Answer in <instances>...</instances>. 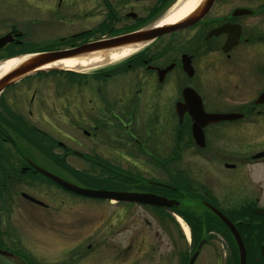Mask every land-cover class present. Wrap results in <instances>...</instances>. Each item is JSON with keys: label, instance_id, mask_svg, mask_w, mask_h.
I'll return each mask as SVG.
<instances>
[{"label": "flooded vegetation", "instance_id": "flooded-vegetation-1", "mask_svg": "<svg viewBox=\"0 0 264 264\" xmlns=\"http://www.w3.org/2000/svg\"><path fill=\"white\" fill-rule=\"evenodd\" d=\"M119 1L120 9H122L131 6L138 0H118L117 2L119 3ZM20 2L21 0H10L9 3L13 6V10L18 11L21 7ZM29 2V7L34 10L46 11V13L52 14L49 18L56 19L58 23H64L65 20H69L66 12L70 9H78V7L81 9L85 0H29ZM86 2L91 3V11H99L100 3L103 2L105 5L106 0H86ZM109 3L113 12L115 5L112 0L108 1ZM230 4L233 6L227 8ZM1 7H5L3 0H0ZM81 10L79 11L84 13L83 8ZM239 10L246 11V13L236 14V11ZM118 11L114 14H117ZM133 15L134 17H132ZM81 16L82 14L78 15V18L81 19ZM125 17L137 19L133 13H128ZM40 21L31 22L33 26L37 27L42 26V21L39 24ZM111 31L96 37L85 36V32L80 31L71 36L70 40H73L80 34L75 42L61 43L60 47L47 48L44 52L68 50L86 42L123 35L111 36ZM6 35H10L11 40L0 48V60L22 54L21 51L15 49L22 46L23 36L17 31L15 25H12L8 32L0 38ZM163 39V43H160L150 54L147 45L141 50V53L130 57L124 63L96 74L100 78L97 79L98 82L123 76L125 85L119 86V92L114 91L113 96L119 94L120 103L125 106L122 107L123 109L121 108L120 112L122 122L124 120L125 123H128L125 124L124 132L117 128H99L96 125L92 127L94 134L81 131L87 138L100 137L98 140L102 143L113 142L115 144L118 139L120 142H130L132 139L137 141L136 137L143 139L145 136L136 132L138 124H135L137 119H134L138 116V108H143L144 113L141 118L144 132L148 136L154 134L160 141L169 135L173 142L171 149L161 151L160 155L162 164L159 169L167 176L168 181L150 183L156 191L128 192L153 194L174 201L176 205L170 208H156L124 203L126 209H148L155 213L159 228L170 240L169 245L164 248L162 245L151 246L152 252L147 254V251L143 252L146 246H134L132 239H129L124 247H120L121 251L112 254V264H154L155 258H160L159 261L162 264L169 262L170 264H189L194 258L192 264H195L203 249L207 247L209 236L215 233L214 229L204 230L206 233L204 231L201 233L199 221L202 222V220L195 216L198 214L197 207L199 206L218 224L222 223L208 209V206L219 211L233 224L243 244L245 264H248L251 257L254 264H264V216L254 214L256 207L251 210V213L257 218L251 215H249L250 217L246 216L244 209H241L240 213L229 216L224 214L215 203H211L212 199L208 193H205L203 197L194 193H192V197H182L178 184L180 179L175 176L179 172L177 163L184 152L180 147L181 141H185L187 147H195L194 154H206L207 159L218 156L225 157L223 169L228 171L224 173L225 176L229 172H236L235 181L239 186L242 183L240 186V188L242 187L240 192L242 199L240 201H245L246 198L244 181H247L250 187L252 186L250 177L240 174V169L264 165V157L256 158L258 154L264 153V102L256 103L264 92V0H215L210 10L200 21L184 30L161 36L151 45ZM56 73L70 77L67 72ZM102 86L97 88L96 94L99 93ZM188 90L190 91L188 92ZM5 91L0 94V264H42L32 260L31 256L22 251L20 247L8 243L7 240H10L11 236L4 239L2 231L11 230L14 233L17 229V233L20 234L19 208L16 209V207L21 198L28 204L46 211L49 210L48 206L51 204L39 201L41 205H37L22 197L23 194L27 195L20 191L21 184L24 183L22 175L41 176L38 169L48 172L45 170L46 167L39 165L40 160L44 161L46 166L61 170L68 152L64 151L63 157L56 160L55 153H53V137L49 133L30 127L29 123L27 125L24 118L21 117L20 108L11 107L10 104L13 103L4 101L3 93ZM54 91L56 89H53ZM193 93L198 96L204 113L228 116L225 120L208 124L202 128L204 137V147L202 148L195 144L192 136L194 122L190 116V113H193L190 109L193 104L195 105ZM120 95H124V98H120ZM218 95L222 97V101L217 100L216 96ZM244 98L246 100L243 101ZM34 99L35 95L29 101L33 103ZM67 99H69L68 96H63L64 105L63 103L60 105L66 107ZM76 100L79 113L81 102L78 94ZM186 101L189 102L186 103ZM117 102H105L104 111L98 116L100 120L96 117L95 119L103 122L105 120L103 118L106 116L113 117L115 114L112 104H117ZM45 106L52 109L51 103H45ZM64 110L67 114V108ZM133 111L135 112L133 113ZM31 115L32 112H28V116ZM131 123L134 126L133 130L128 127L129 124L132 126ZM31 129L33 132L28 133L31 132ZM57 145L64 149L59 141ZM188 152L189 150H187ZM74 154L79 159H84L81 153ZM252 188L255 187L252 186ZM259 192L261 197L263 192L260 189ZM260 197H252L254 203L259 202ZM114 204L121 206L123 203ZM255 219L256 222H260L256 223L260 225L258 230L246 229L249 226V221H255ZM42 220L45 221V219ZM256 224L254 227L258 226ZM184 226L190 237L188 245ZM223 227L225 237L230 241L229 244L223 246V250L229 256L232 255L234 259L236 258V264H239L238 248L229 230L224 225ZM194 231L197 232L194 233ZM158 233L160 232L158 231ZM158 236L157 234L156 238ZM146 237L148 235L144 236V238ZM260 238L263 242H260ZM182 240L187 246H181ZM143 242L146 241L143 239ZM134 248L139 253H136ZM89 249L90 246H87V250ZM162 249H167V255L166 252L160 253ZM70 252L73 253V256H77V264H83L80 263V260L84 259V253L81 250L74 249ZM63 253H68V249L61 252V254ZM60 264L66 263L62 260Z\"/></svg>", "mask_w": 264, "mask_h": 264}, {"label": "rangeland", "instance_id": "rangeland-1", "mask_svg": "<svg viewBox=\"0 0 264 264\" xmlns=\"http://www.w3.org/2000/svg\"><path fill=\"white\" fill-rule=\"evenodd\" d=\"M3 1L5 7L0 8L2 11L0 13V36L8 32L12 25H15L17 31L23 35L22 46L15 49L24 52L57 48L61 43L75 42L80 34L73 40H70L71 36L80 31H84L85 36L96 37L109 30H112L111 36H113L150 27L156 24L179 0H175L169 9L166 7L167 9L162 10V13L160 12L162 5H158L155 11L156 15L151 18H147V16L157 0H138L131 6L122 9H120V1L118 3V0H112L115 5L113 12L111 4H108L110 0H106L105 5L101 2L99 11H91V3H87L85 0L81 5L84 13L79 11L81 10L79 7L70 9L66 12L69 20H65L64 23H58L56 19L49 18L52 14L46 13V11L34 10L29 7V0H21V7L18 11L12 9L10 0ZM232 6L230 4L227 8ZM78 11L79 13H76ZM116 11L118 13L114 14ZM128 13L135 14L137 19L126 18L125 15ZM81 14V19H79L78 15ZM38 20L42 21V26H33L31 21ZM163 41L164 39L158 40L152 45L149 44V48H147L149 54ZM130 57L90 72L74 71L69 73V78L61 73L37 74L22 81L14 88H8L3 93L4 101L13 103L10 104L11 107L20 108L21 117L24 118L27 125L30 124V127L49 133L53 137V153H55L56 160L63 157L64 151L68 152L61 170L58 168L55 170L46 166L44 161H39V165L46 167L45 170L50 174L72 185L92 190H107L105 188L115 186L128 191L151 192L156 190L150 183L168 181L167 176L159 169L162 164L160 155L161 151L171 149L173 142L169 135L164 138L163 142L157 139L154 134L148 136L144 132L141 118L144 113L143 108H138V116L134 117L137 119L135 124H138L136 132L145 136L143 139L136 137L137 141L132 139L130 142H120L118 139L115 144L113 142L102 143L98 140L100 137L91 139L81 133V131H86L94 134L92 127L95 125L107 129L113 127L124 132L125 124L128 123H125L124 120L122 122L120 112L121 108L125 106L121 105L119 94L113 96L114 91L119 92V86L125 85L123 76L100 81L102 82L100 83L96 74L112 66L120 65ZM101 85H103L102 88L96 94L97 88ZM53 89L56 91L53 92ZM77 94L80 96L81 102L79 113L77 112V108L79 109L76 100ZM33 95H35V99L31 103L29 100ZM63 96L69 98L66 107L60 105V103L64 105ZM120 98H124V95H120ZM216 98L218 101H222L221 96L218 95ZM244 100L246 99L244 98ZM105 102H117V104H112L116 116H106L103 118L105 119L103 122L98 121L95 117L98 118L100 113H103ZM45 103H51L52 109L46 107ZM64 108H67V114ZM28 112H32L30 117ZM80 118L82 119L80 120ZM130 126L129 124V129L133 130V124ZM96 132L98 133V131ZM58 141L64 146V149L58 147ZM180 147L184 152L177 163L179 172L175 176L180 179L178 184L182 197H192V193L203 197L205 193H208L212 199L211 203H215L224 214L229 216L240 213L241 209H244L245 215L249 216L254 207L264 208V181H262L264 165L240 169V174L249 176L252 186L255 187H250L247 181H244L246 198L245 201H240L242 199V195H240L242 183L239 186L235 181L236 172H229L225 176L224 173L228 172L223 169L225 157L218 156L207 159L206 154H194L193 151L196 148L187 147L185 141H181ZM187 150H189L188 153ZM74 153H81L84 159H79ZM130 180L136 183H130ZM22 182H24L20 188L22 193L51 205L46 211L28 204L21 198L16 207V209L19 208L21 232L17 233V229L14 233L11 230H3L2 236L4 239L11 236L7 242L20 247L34 261L42 264H60L63 260L66 264H77V256H73L70 251L78 249L84 253V259H81L80 263L112 264V254L121 251L120 247H124L129 239H132L134 246H146L143 252L147 251V254H151V246L162 245L164 248L169 245L170 240L162 233L156 214L151 210L126 209L124 204L120 206L108 201L83 199L63 191L38 175H30V177L22 175ZM259 189L263 192L262 198L259 196ZM252 197H260V201L254 203ZM197 208L198 214L196 213L195 216L202 220V222L199 221L201 233L210 229H214L215 233L209 236L207 247L203 249L195 264H236V258L234 259L232 255L229 256L223 250V246L230 243L225 237L223 226L205 214L201 206ZM254 223L260 222L255 221ZM254 225L253 229L258 230L260 225L256 224L257 227ZM185 232L188 245L190 237L187 229ZM196 232L194 231V233ZM157 234L158 238H156ZM146 235L148 237L144 238ZM143 239L146 241L145 243ZM184 245L186 244L182 240L181 246ZM87 246H90L89 250H87ZM65 249H68V253L61 254ZM134 251L139 253L135 248ZM165 252L167 255V249L160 250V253ZM155 255L157 256V254ZM159 259L155 258L153 263L162 264ZM166 264H170V262ZM248 264H254L252 257L248 260Z\"/></svg>", "mask_w": 264, "mask_h": 264}, {"label": "water", "instance_id": "water-1", "mask_svg": "<svg viewBox=\"0 0 264 264\" xmlns=\"http://www.w3.org/2000/svg\"><path fill=\"white\" fill-rule=\"evenodd\" d=\"M214 1L215 0H201V2L196 7V9H194V11H192L181 21L172 25L158 26V24H154L150 27L142 28L131 33H127L110 39H100L97 41L88 42L81 46L68 50L30 53L12 58L3 59L1 61H7L15 58H24L23 61L19 63V65H17L9 73H7L6 75L0 78V94L5 89L12 87L18 84L19 82H21L22 80L39 73L72 71V70H64L57 67H48L59 61L71 60V59H83V58H88L89 56H93L95 54L107 55L108 53H112V51H116L128 47L140 50L146 47L147 45L151 44L161 36L184 30L192 26L196 22L200 21L210 10ZM244 13H246V11H242V10L236 11V14H244ZM132 17H134V15ZM10 40H11L10 35H6L0 38V48L3 47L5 44H7ZM189 91L190 90H188V92ZM192 95L194 96L193 100L195 102V105L193 104V106L190 109L193 112L190 113V116L194 122L192 125V136L195 144L198 147L202 148L204 147V137L202 134V128L208 124H213L225 120L227 119L228 116L210 115L204 113L198 96L195 95L194 93ZM188 102L189 101H186V103ZM263 102H264V92L259 96L256 103L259 104ZM261 157H264V153L258 154L256 156V158H261ZM37 171L43 176H45L47 179L51 180L53 183L58 185L60 188L65 190L66 192L84 198L109 200L114 202L137 203V204L148 205L159 208L162 207L170 208L176 205V202L174 201H170L165 198L149 193L117 192V191L84 189L72 185L46 171L40 169H38ZM22 197L34 204L41 205L40 202L36 201L35 199L25 194H23ZM208 209H210V211L218 218V220L229 230L238 248L239 264H245V252H244L243 244L233 224L216 209L209 206ZM254 214L258 216H264V208L255 209ZM263 252H264V248H263ZM193 259L194 258H192L189 264H192Z\"/></svg>", "mask_w": 264, "mask_h": 264}, {"label": "bare ground", "instance_id": "bare-ground-1", "mask_svg": "<svg viewBox=\"0 0 264 264\" xmlns=\"http://www.w3.org/2000/svg\"><path fill=\"white\" fill-rule=\"evenodd\" d=\"M200 2L201 0H179L169 11L164 14V16L160 20H158L156 24H158V26L175 24L184 19L192 11H194V9H196ZM137 51V49L128 47L112 51V53H108L107 55L95 54L83 59L63 60L56 62L55 64H52L48 67H57L64 70L86 73L96 70L107 64L122 61L123 59H126ZM23 59L24 58H15L7 61H0V78L9 73L17 65H19V63H21ZM184 229H186L185 226Z\"/></svg>", "mask_w": 264, "mask_h": 264}, {"label": "trees", "instance_id": "trees-1", "mask_svg": "<svg viewBox=\"0 0 264 264\" xmlns=\"http://www.w3.org/2000/svg\"><path fill=\"white\" fill-rule=\"evenodd\" d=\"M175 0H157V2H156V4H155V6L151 9V11L149 12V14H148V16H147V18H151V17H153V16H155L156 15V12L154 11L155 9H157V6L158 5H162V9H161V13H162V10H164V9H167V8H169L171 5H172V3L174 2ZM165 6V7H164ZM167 7V8H166ZM159 12V13H160ZM24 52H26V51H24ZM33 131H32V129H31V132H28V133H32ZM130 183H136V182H134L133 180H130ZM105 189H107V190H115V191H128V190H123V189H118L117 187H113V188H105ZM250 215L251 216H253V217H255V218H257L253 213H250ZM255 221H256V219H255ZM254 220H250L249 221V226L246 228V229H251V228H253V224H254V222H255ZM221 226H223L222 224H221ZM224 228V227H223ZM262 241V238H260V242ZM263 242V241H262Z\"/></svg>", "mask_w": 264, "mask_h": 264}]
</instances>
